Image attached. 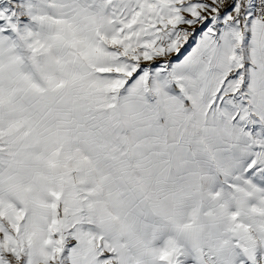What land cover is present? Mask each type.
Returning a JSON list of instances; mask_svg holds the SVG:
<instances>
[{
	"label": "snow or ice",
	"instance_id": "snow-or-ice-1",
	"mask_svg": "<svg viewBox=\"0 0 264 264\" xmlns=\"http://www.w3.org/2000/svg\"><path fill=\"white\" fill-rule=\"evenodd\" d=\"M0 264H264V0H0Z\"/></svg>",
	"mask_w": 264,
	"mask_h": 264
}]
</instances>
